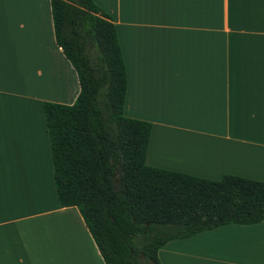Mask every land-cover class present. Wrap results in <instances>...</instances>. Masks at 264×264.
<instances>
[{"label": "crops", "instance_id": "crops-1", "mask_svg": "<svg viewBox=\"0 0 264 264\" xmlns=\"http://www.w3.org/2000/svg\"><path fill=\"white\" fill-rule=\"evenodd\" d=\"M122 58V115L151 125L146 166L264 182V0H92ZM76 74L49 0H0V264H104L56 201L42 103L71 105ZM160 264H264V220L166 242Z\"/></svg>", "mask_w": 264, "mask_h": 264}, {"label": "trees", "instance_id": "trees-1", "mask_svg": "<svg viewBox=\"0 0 264 264\" xmlns=\"http://www.w3.org/2000/svg\"><path fill=\"white\" fill-rule=\"evenodd\" d=\"M49 6L79 88L71 105H41L54 194L77 210L104 264H160L168 241L264 220V182L146 166L151 125L122 115L126 77L111 18L92 0Z\"/></svg>", "mask_w": 264, "mask_h": 264}]
</instances>
